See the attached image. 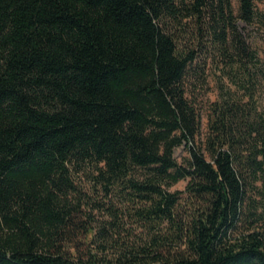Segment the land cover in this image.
<instances>
[{
    "label": "trees",
    "instance_id": "obj_1",
    "mask_svg": "<svg viewBox=\"0 0 264 264\" xmlns=\"http://www.w3.org/2000/svg\"><path fill=\"white\" fill-rule=\"evenodd\" d=\"M257 18L253 0H0V264H264L259 59L238 24ZM199 58L234 87L198 144Z\"/></svg>",
    "mask_w": 264,
    "mask_h": 264
},
{
    "label": "rangeland",
    "instance_id": "obj_2",
    "mask_svg": "<svg viewBox=\"0 0 264 264\" xmlns=\"http://www.w3.org/2000/svg\"><path fill=\"white\" fill-rule=\"evenodd\" d=\"M255 12L258 14V18L251 24H245L242 21H238L239 29L241 30L246 42L255 49L258 54V70L256 76L253 78L256 80V97L260 104L264 106V0H253ZM234 8H237V0H232ZM203 59V57H202ZM202 59L199 58L195 62V69L200 65L199 72L196 76L191 77L190 85L187 87V95L190 101H194L195 108L200 115V127L196 141L199 144L201 138L206 132V119H207V108L209 103L214 101L217 97L218 85L222 81L228 87L233 89V84L229 83L226 78L221 76V69L214 63L206 61L202 63ZM242 76V73H238ZM223 77V78H222ZM222 78V79H221ZM187 155L185 145L179 146L174 150L175 159L182 163ZM84 177L79 176L76 178L79 185L84 184ZM186 184V180L178 182L176 185L171 187V190H183ZM84 187V186H83ZM97 215V214H96ZM100 215V214H99ZM97 215V217H99Z\"/></svg>",
    "mask_w": 264,
    "mask_h": 264
}]
</instances>
